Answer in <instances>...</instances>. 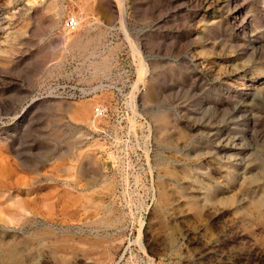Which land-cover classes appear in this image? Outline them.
<instances>
[{
	"label": "rangeland",
	"instance_id": "rangeland-1",
	"mask_svg": "<svg viewBox=\"0 0 264 264\" xmlns=\"http://www.w3.org/2000/svg\"><path fill=\"white\" fill-rule=\"evenodd\" d=\"M0 158V264H264V0H0Z\"/></svg>",
	"mask_w": 264,
	"mask_h": 264
},
{
	"label": "bare ground",
	"instance_id": "bare-ground-1",
	"mask_svg": "<svg viewBox=\"0 0 264 264\" xmlns=\"http://www.w3.org/2000/svg\"><path fill=\"white\" fill-rule=\"evenodd\" d=\"M84 13L81 11L80 14L74 15V19L78 22V29L76 30V34L74 36H71V34L67 33L64 35V42L66 44V49L76 52H85L88 50V47L90 46V43L92 42L91 37V26L90 24H85L83 21ZM56 26H61V18L56 19ZM66 26V25H65ZM69 32V31H68ZM71 33V32H70ZM145 65V64H144ZM142 66V65H141ZM146 67V66H145ZM145 72V71H144ZM80 106V105H79ZM93 104L84 105V107L78 112L77 116L80 120H85L90 122L91 124H95V120L93 119V116L99 117L101 114H96L95 111L92 109ZM33 108V107H32ZM76 108V107H75ZM26 109V108H25ZM99 109V108H97ZM103 110V109H102ZM72 111V110H71ZM97 111V110H96ZM74 113V112H73ZM76 114V113H75ZM72 115V114H71ZM74 115V114H73ZM16 117V116H15ZM74 117V116H73ZM95 117V118H97ZM16 120V119H15ZM20 120V119H19ZM136 121V120H135ZM13 124V123H12ZM21 126V125H20ZM94 126V125H93ZM5 128V126H4ZM123 130V129H122ZM130 131V130H129ZM135 131V130H134ZM9 132V131H8ZM122 132V131H121ZM10 133V132H9ZM31 139V138H30ZM12 140V139H11ZM36 141V140H35ZM132 141V140H131ZM151 141V140H149ZM23 143V141H22ZM135 143V142H134ZM3 144V143H2ZM130 144V143H129ZM36 147V146H35ZM140 147V146H139ZM144 147V146H143ZM32 148V147H31ZM151 148V147H150ZM148 149V148H147ZM136 151V150H135ZM151 151V150H150ZM4 152V151H3ZM6 152V151H5ZM80 154V153H79ZM150 154V153H149ZM2 155V154H1ZM113 155V154H112ZM137 155V154H136ZM113 157V156H112ZM115 157V156H114ZM80 160V159H79ZM114 160V158H113ZM105 161V160H104ZM133 161V160H132ZM110 163V162H109ZM0 165H1V158H0ZM46 165V164H45ZM107 165V164H106ZM148 166V165H147ZM43 167V166H42ZM149 168V167H148ZM150 169V168H149ZM106 171V170H105ZM150 171V170H149ZM75 172V171H74ZM133 172V171H132ZM84 173V172H83ZM4 174L0 170V178H3ZM152 176V175H150ZM129 178V177H128ZM106 179V178H105ZM153 180V179H152ZM74 182V181H73ZM44 183V182H43ZM80 183V182H79ZM39 184V183H38ZM152 184V183H151ZM128 185V184H127ZM138 185V184H137ZM47 186V185H46ZM130 187V186H129ZM153 187V186H152ZM39 189V186H37ZM36 188V189H37ZM90 188V187H89ZM88 188V189H89ZM127 188V187H126ZM35 189V188H34ZM77 189V188H76ZM14 191V190H13ZM33 191V190H32ZM38 191V190H37ZM17 192V191H16ZM40 192V191H39ZM26 193V192H25ZM36 193V192H35ZM155 193V192H154ZM153 193V194H154ZM19 194V193H18ZM5 196V195H4ZM30 196V194H29ZM7 197V196H5ZM4 200V199H3ZM0 201V227L4 231H13L12 233L17 234L18 228H23L28 226L33 220L34 215L36 214V210L31 208L29 205H27L26 202L22 201L19 195L13 196L5 201ZM84 210L86 212H90L92 210V207L84 205ZM95 217V216H94ZM90 219V218H88ZM43 221V220H42ZM141 222V221H140ZM124 225V224H123ZM63 226V225H62ZM67 227V226H66ZM75 227V226H74ZM74 229V228H73ZM141 229V228H140ZM109 230V229H108ZM107 230V231H108ZM93 234V233H92ZM96 234V232H95ZM13 235V234H12ZM37 235V233L33 234ZM98 235V234H97ZM22 236V235H21ZM99 236V235H98ZM2 237V236H1ZM14 237V236H13ZM20 238V237H19ZM25 239V238H24ZM109 239V238H108ZM26 240V239H25ZM107 240V239H106ZM18 242V241H17ZM39 242V241H38ZM41 242V241H40ZM39 242V243H40ZM138 242V240H137ZM9 243V242H8ZM87 243V242H86ZM141 243V242H140ZM36 244V243H35ZM54 245L59 244V240L55 239L53 240ZM42 245V244H41ZM53 245V246H54ZM34 246V245H33ZM32 246V247H33ZM40 246V245H39ZM63 246V245H62ZM69 246V245H68ZM72 246V244H71ZM84 246V245H83ZM99 246V245H98ZM144 246V245H141ZM37 247V246H35ZM59 247V246H56ZM42 248V247H40ZM63 248V247H61ZM65 248V247H64ZM70 248V247H69ZM68 249V248H67ZM71 249V248H70ZM69 249V250H70ZM47 250V249H46ZM50 250V249H49ZM68 250V251H69ZM144 250V249H143ZM27 251V250H26ZM37 251V250H36ZM48 251V250H47ZM60 251V250H59ZM87 251V250H86ZM44 252V251H43ZM46 252V251H45ZM44 252V253H45ZM67 252V251H66ZM73 252V250H72ZM78 252V251H77ZM80 252V250H79ZM114 252V251H113ZM25 253V252H24ZM37 253V252H36ZM47 253V252H46ZM3 254V253H2ZM53 254V253H52ZM76 254V253H75ZM90 254V253H89ZM46 255V254H45ZM49 255V254H47ZM61 255V254H60ZM40 256V255H39ZM38 256V257H39ZM81 256V255H80ZM79 256V257H80ZM32 257V256H31ZM51 257V256H50ZM66 257V256H65ZM62 258V256H61ZM71 258V257H70ZM116 258V257H115ZM8 259V258H7ZM52 259V258H51ZM68 259V258H67ZM78 259V258H77ZM63 260V259H62ZM73 260V259H72ZM86 260V259H85ZM29 261V260H28ZM66 261V260H65ZM79 261V260H78ZM68 262V261H67ZM30 263V262H29ZM32 263V262H31ZM34 263V262H33ZM49 263V262H48ZM12 264H26L25 260L23 258L19 259L13 258ZM39 264V262H38Z\"/></svg>",
	"mask_w": 264,
	"mask_h": 264
},
{
	"label": "built area",
	"instance_id": "built-area-1",
	"mask_svg": "<svg viewBox=\"0 0 264 264\" xmlns=\"http://www.w3.org/2000/svg\"><path fill=\"white\" fill-rule=\"evenodd\" d=\"M66 29L69 32H75L78 29V22L73 17L69 18L66 22ZM98 114H102V109H97Z\"/></svg>",
	"mask_w": 264,
	"mask_h": 264
}]
</instances>
